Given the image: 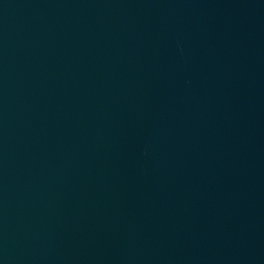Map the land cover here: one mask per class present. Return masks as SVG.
I'll use <instances>...</instances> for the list:
<instances>
[{
  "label": "water",
  "instance_id": "obj_1",
  "mask_svg": "<svg viewBox=\"0 0 264 264\" xmlns=\"http://www.w3.org/2000/svg\"><path fill=\"white\" fill-rule=\"evenodd\" d=\"M0 264H264V0H0Z\"/></svg>",
  "mask_w": 264,
  "mask_h": 264
}]
</instances>
